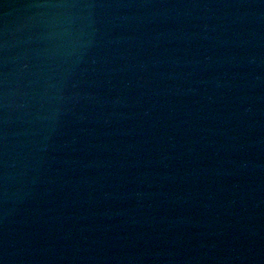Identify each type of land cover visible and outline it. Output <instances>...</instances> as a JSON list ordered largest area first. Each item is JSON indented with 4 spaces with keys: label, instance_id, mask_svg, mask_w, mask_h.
Instances as JSON below:
<instances>
[{
    "label": "water",
    "instance_id": "water-1",
    "mask_svg": "<svg viewBox=\"0 0 264 264\" xmlns=\"http://www.w3.org/2000/svg\"><path fill=\"white\" fill-rule=\"evenodd\" d=\"M0 264H264V0H0Z\"/></svg>",
    "mask_w": 264,
    "mask_h": 264
}]
</instances>
